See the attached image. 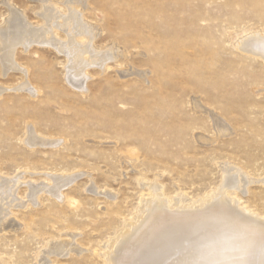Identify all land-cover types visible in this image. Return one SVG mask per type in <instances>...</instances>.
Wrapping results in <instances>:
<instances>
[{"label":"rangeland","instance_id":"374dc122","mask_svg":"<svg viewBox=\"0 0 264 264\" xmlns=\"http://www.w3.org/2000/svg\"><path fill=\"white\" fill-rule=\"evenodd\" d=\"M3 2L0 26L9 12ZM10 2L43 23L39 0ZM85 7L94 46L118 54L103 72L90 69L87 90L66 81L65 57L52 47L17 48L31 83L24 91L17 88L25 75L5 76L0 64V87L11 89L0 96V176L21 174L17 197L28 201L29 184L80 174L63 198L43 191L38 204L12 210L14 226L0 230V264H107L105 246L150 194L144 183L157 182L169 199L200 201L220 185L225 164L252 180L234 195L240 207L264 217V62L237 48L264 32V0ZM28 127L59 146L26 144ZM67 241L78 250L48 253Z\"/></svg>","mask_w":264,"mask_h":264},{"label":"bare ground","instance_id":"6f19581e","mask_svg":"<svg viewBox=\"0 0 264 264\" xmlns=\"http://www.w3.org/2000/svg\"><path fill=\"white\" fill-rule=\"evenodd\" d=\"M39 1L41 10L38 16L43 23L38 26L30 23L10 0L3 2L9 11L4 24L0 26V64L3 74L6 76L11 71L22 72L25 79L17 92L18 89L26 90L31 83L27 79V69L17 66V48L22 47L28 51L34 45L52 47L65 57L66 81L73 87L87 90L90 69L101 68L103 72L118 54L115 55L112 48L99 50L94 46L96 28L86 20L84 13L87 0H65L64 7L50 0ZM61 33L64 37H61ZM237 48L264 62V32L250 33L238 42ZM9 90L0 87V96ZM24 142L31 146L60 144V140L47 141L38 136L32 127H28ZM223 171L217 189L200 201L190 200L184 194L169 199L163 195L157 182L144 183L148 185L150 194L142 200L134 218L105 246L103 255L106 263L193 264L198 242L213 232L219 222L226 221L236 228H248L255 234L249 264H264V217L240 207L241 203L234 197L236 192L245 191L252 180L229 164L223 166ZM79 175H51L50 184L28 183L27 202L17 197L22 184L21 174L11 178L0 176V230L14 226L12 220H9L14 208L23 207L29 202L38 204L43 191L56 198H63V190L71 186ZM93 188L90 190L93 191ZM75 250L78 248L73 241H67L52 244L48 253L66 255Z\"/></svg>","mask_w":264,"mask_h":264},{"label":"clouds","instance_id":"9594fccd","mask_svg":"<svg viewBox=\"0 0 264 264\" xmlns=\"http://www.w3.org/2000/svg\"><path fill=\"white\" fill-rule=\"evenodd\" d=\"M254 245L255 234L250 229L221 221L198 242L193 264H249Z\"/></svg>","mask_w":264,"mask_h":264}]
</instances>
